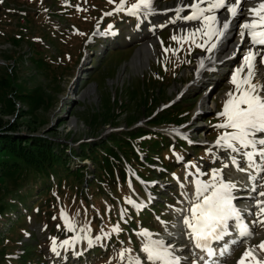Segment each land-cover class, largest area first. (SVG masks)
I'll return each instance as SVG.
<instances>
[{
    "label": "rangeland",
    "instance_id": "obj_1",
    "mask_svg": "<svg viewBox=\"0 0 264 264\" xmlns=\"http://www.w3.org/2000/svg\"><path fill=\"white\" fill-rule=\"evenodd\" d=\"M177 1L154 0L153 7L174 5ZM133 2L137 3L138 0ZM119 3L120 0H112L109 7H104L103 0H0V77L7 76L9 81H16L19 87L25 79V83L30 82V75H36L35 80L44 86L49 97L47 106L39 108L35 116H27L30 125L36 127L35 130L28 132L29 129L25 130V127L24 130L34 136L49 137L58 143L65 142L66 146H79L84 142L100 139L109 131L122 132L144 126L149 122L150 118L147 115L151 112L156 113L186 100L190 104L184 105L186 110L179 113L181 116L178 117L183 121L182 124L174 127L164 124L146 127L152 131L164 133L168 139H173L174 136L181 138L190 136L192 141L199 143L200 148L206 149L204 153L210 154V163L207 162L202 166L193 164L194 171H186L191 174L188 175L185 172L179 174L175 171L169 175V178H161L160 183H156L154 188L162 186L163 195L168 194L167 190L176 185L177 195L175 197L173 194L170 195L174 199L171 203L174 202L176 206L170 207L169 204V207L161 210L163 219L172 218L169 227H166L168 223L159 219L151 221L148 225L135 224L137 229L150 226L152 229L164 228L163 231L165 230V232L161 230V233H156L147 229L150 236L140 235L142 232H137L135 235L125 233L121 235V238L128 237V240L122 241L120 237L114 235L113 228H105L109 226V220H115V227L121 224L119 218L122 215L124 218V214L127 216L130 212V203L124 202V199L121 200L108 189L104 192H96L94 198L86 201L77 202L74 199L65 215L61 212L65 203L56 205L59 209L53 210L47 208L46 197L38 196V194L30 200V204L23 212L20 207L18 208L21 214L17 217L12 212L14 204L10 203L11 205H8V208L12 210L10 215L0 218V242L8 239V243L25 242L26 245L30 243L31 247H34L32 253L36 255L38 252L37 264L43 262L44 264H133L134 258H139L141 264L142 261L150 264L146 253L142 251L149 239L163 241L175 257H180L177 254L181 250L180 255L183 258H180V263L189 264L190 253L186 248V244L189 246V230L184 224V218L191 217L189 210L197 200V182L212 184L214 171H219L224 182L236 184L234 196L240 193L238 188L244 173L237 168L230 169L231 165L227 162L228 155L225 154L229 149L217 146L215 143L222 135L219 133L224 130L232 131V129L218 128L216 125L224 122V118L218 114L222 111L227 99L226 94L234 91L230 78L244 54V50H241L244 48L243 41L239 50H233V44L237 39V29L230 34L220 55H217L218 60L214 61L209 68L205 67L199 77H196L203 59L210 52L190 43H184L181 47L173 41L174 35L180 38L186 32L177 24H172L173 22L169 24L171 19L168 14L150 23H132L125 21L128 17L121 16L105 24L103 15L108 12L107 8L115 9ZM56 9H61L63 16L55 18L53 11ZM41 19H54L52 21L54 26H49V29L53 33L60 34L58 39L54 40L50 37L47 22ZM152 25L159 26L156 34L151 36L155 40L156 51L154 50L155 52L146 62L141 60V63L134 64L133 56L145 40L142 36L148 31L147 29L154 27ZM95 27L106 28L94 32ZM108 29L118 31L109 47L118 46L119 49H109L103 55H99L98 47L101 39L105 37L104 32ZM11 37L19 40V43L14 45ZM38 39L45 40L49 48L54 49L51 50L54 58L50 61H56L59 64L57 67H54L55 64L49 65L40 75H37L34 69L37 59L34 48L37 49ZM196 39L198 43L203 42L199 35ZM212 42L216 43V40L213 39ZM165 49L169 51L165 52ZM173 49H178V53L173 54L171 51ZM92 60H95L94 65L91 63ZM162 65L164 70L161 69ZM254 82L260 83L262 80L257 77ZM151 93H155L156 97L146 108L142 98L146 96L145 98L149 99ZM14 102L18 109L23 107L18 100ZM120 102L126 103V108L121 109V113H112L111 111L116 109V104ZM163 104L166 106H162ZM93 113H102V116L89 118ZM11 116L8 114L5 118H11L13 121L17 119L16 116ZM127 122L132 126L127 127ZM213 148L215 151L211 153ZM190 150L189 148L187 151L190 152ZM246 151L247 149H241L240 152L232 154L236 158L239 157L240 168L251 170L247 164H244L246 157L243 156V152ZM155 162L152 160L143 166L156 169ZM82 163L87 164L88 168L92 166L89 160H84ZM176 166L185 168L180 164ZM254 173L250 171L248 174L252 176ZM262 175L264 177V172ZM159 176L163 177V174ZM140 184L144 188V185L148 183L140 181ZM3 187L5 188L6 185H0L1 192ZM9 187H12L10 183ZM128 190V199L138 200L142 190L137 189L134 184ZM64 197L68 198V195L64 194ZM139 200L138 202H142ZM160 200L159 202L164 201ZM249 203L243 199L240 201V204ZM34 205L37 207L33 209ZM27 213L29 215L25 217ZM246 214L248 215L249 211H246ZM15 217L18 221L10 227ZM261 219H264V216H261ZM254 220H256L255 216L251 215L249 229L254 246L240 248L229 258L227 264H238L245 251H249L250 255L244 257V264H256L263 261L261 255L264 254V249L260 245L264 242V224H254ZM99 223L101 227H98ZM69 224L72 225L71 229ZM93 224L98 230L89 232L87 226L90 227ZM101 229L104 231L101 232ZM29 230L34 232L33 241L26 240ZM96 232L97 236L91 237V234ZM97 237L101 239L97 240ZM110 237H117L118 242L116 246L115 243L107 246L105 254L103 252L100 254L96 252V255L86 254L89 252L86 250L90 247L89 240L93 241L91 246L99 243L101 250H104L105 242ZM183 238L186 239L185 243L180 241ZM53 239L56 241V252L51 250ZM64 241L68 243L64 244ZM66 253L70 254L69 259L67 263H63Z\"/></svg>",
    "mask_w": 264,
    "mask_h": 264
},
{
    "label": "trees",
    "instance_id": "obj_2",
    "mask_svg": "<svg viewBox=\"0 0 264 264\" xmlns=\"http://www.w3.org/2000/svg\"><path fill=\"white\" fill-rule=\"evenodd\" d=\"M53 15L55 18L63 16L61 9L53 11ZM53 20L41 19L47 22L48 33L55 40L60 34L53 33L49 29L53 25ZM11 39L14 45L19 43V40L13 37ZM54 48L57 50L56 47ZM49 49V44L45 40H37V49L34 48L37 54L34 68L37 75L51 64H55V66L51 65L54 67L59 65L56 61H50L54 58V53L51 52L54 49L50 51ZM92 64H95V60H92ZM35 77L36 75H30V82L25 83V79L19 87L16 81H9L7 76L0 77V185H6L5 188H1L3 192L0 191V218L8 217L12 210L16 217L20 216V210L26 209L30 200L37 194L45 196L47 208L53 210L59 209L56 205L65 203L64 209H61L64 215L69 211L74 199L77 202L86 201L94 198L96 192H104L106 189L114 192L121 200L124 199V202H128V180L137 182L132 175L133 171L147 175L149 178L159 174L166 177L164 172L151 170L143 165L155 160L170 170L174 166L171 142L167 136L164 133L152 131L146 126L182 124L183 121L178 118L181 116L179 113L185 111L184 105H189L190 102L182 100L172 107L161 109L156 113L151 112L147 115L150 118L149 122L136 129L131 128L122 132L109 131L104 137L92 142H84L79 146H66L65 142L58 143L49 137L34 136L25 131L27 128L28 132H32L36 128L30 125L27 116H35L39 108L49 103L44 86L37 83L38 80H35ZM154 94L151 93L149 99L143 96L142 103H145L146 108L155 99ZM14 100H18L23 107L18 109ZM123 102L117 103L116 109L111 112L121 113V109H125L127 105ZM8 114H11V117L16 116L17 119L13 121L11 118H5ZM97 115L102 116V113H93L89 118ZM126 126L132 125L127 122ZM112 127L116 126L112 125ZM181 146H186L185 142L176 139L177 152L180 151ZM191 148V156L186 154L182 156L193 160H206L205 156L200 154L199 147ZM84 160L90 161L91 168L82 163ZM9 183L12 185L9 187L11 189L8 188ZM64 194L68 195V198L64 197ZM10 203L14 204L12 210L8 208ZM133 211L139 215L140 220L149 217V210L146 208L141 210L135 208ZM16 217L12 219L10 227L18 221ZM7 241L8 239H4L0 242V264L36 262L38 252L36 255L32 253L34 247L32 248L30 243L26 245L25 242L8 243Z\"/></svg>",
    "mask_w": 264,
    "mask_h": 264
},
{
    "label": "snow or ice",
    "instance_id": "obj_3",
    "mask_svg": "<svg viewBox=\"0 0 264 264\" xmlns=\"http://www.w3.org/2000/svg\"><path fill=\"white\" fill-rule=\"evenodd\" d=\"M111 3L112 0H109ZM242 0H193V2L185 7L191 10L190 14L184 16L186 21H199L200 26L188 30L183 37L173 36L172 40L183 46L184 43H190L195 47L205 48L211 52L217 47L213 39L220 40L230 27V21L225 18L221 21L217 14L220 11H226L232 18H235L241 8ZM206 4V7H201ZM154 0H138L137 3L127 8V13L132 16L138 15L143 10L153 11ZM115 12L125 11V0L115 7ZM249 18L243 22L240 27L243 31L240 35L243 37L245 33L251 38L254 46H264V0L259 2L248 10ZM113 13H105L112 15ZM197 35L203 42H197ZM210 45V46H208ZM207 46V47H206ZM169 49H165L168 52ZM173 54L178 53V49L171 50ZM203 66V65H201ZM264 68V50L257 47L255 51H249L243 57V63L236 68L231 75L230 83L234 86V91L226 94L227 99L223 104L222 111L218 114L224 118V122L216 125L221 129H232L230 132H224L216 140V145L229 149L232 152H240L241 149L251 148L256 151L243 152V156L247 158L249 167L259 168L264 172V166L257 165L254 157L259 156L264 159V82L256 83L258 70ZM264 76V73H261ZM239 145V147H237ZM232 162L236 164L237 170L244 171L240 168L236 158L232 157ZM227 167V165H225ZM249 179H253L249 176ZM212 184H203L197 182L196 197L197 200L190 208L191 217L184 218V224L190 230V236L196 248L206 250L209 256L214 255L211 248L212 241H219L225 235H229V221L234 222V226L239 230L241 237L252 235L248 225L244 222L240 210L235 206L234 191L237 186L231 182H224L219 171H214ZM215 181H219L216 183ZM209 189L211 191L209 192ZM251 191H256L253 186ZM208 193V194H205ZM259 196H264V192H259ZM202 197V199H201ZM132 203V201H128ZM256 207L259 211L250 213L256 216L253 223L264 224V201L256 200ZM64 215V214H62ZM69 228L72 225L69 224ZM114 231L119 232L117 226ZM142 236H150L151 234L144 230L140 233ZM97 240L101 237H97ZM67 244V241L63 242ZM93 243L89 240V245ZM236 243V241H233ZM52 251L56 252V241H52ZM264 249V242L260 245ZM142 251L146 253L147 260L150 264H180V258L175 257L165 245L163 241H155L149 239L144 244ZM59 254V253H57ZM123 255V254H122ZM250 255L249 251H245L243 257L238 264H244V257ZM133 264H141L139 258H134Z\"/></svg>",
    "mask_w": 264,
    "mask_h": 264
},
{
    "label": "bare ground",
    "instance_id": "obj_4",
    "mask_svg": "<svg viewBox=\"0 0 264 264\" xmlns=\"http://www.w3.org/2000/svg\"><path fill=\"white\" fill-rule=\"evenodd\" d=\"M184 1L185 0H179L178 1L177 5L175 6V11L172 13V15L170 17L171 20L169 22L170 23L173 22L172 24H177L178 27H180L181 29H184L185 32H187L188 30H192V29L199 27L200 22L199 21H186L185 19H183L184 16L176 15L177 13L183 11L180 9V7L185 5ZM258 2H259V0H242L240 12L235 18H232L226 11H223V10L218 12V13H215L218 15V17L221 21H223L225 18H227L230 21V27L228 30H226V34L220 40H218L216 42L217 47L215 49H213L208 54V56L204 59V61H203L204 64H210V63H213L214 61L218 60L219 57L217 55L222 51L223 46L226 43V41L229 39V36L232 33V31L236 28H239L240 32L243 31L241 29L240 25L249 18V14H248L247 10L249 8L254 7ZM206 6H207L206 4L201 5V7H206ZM238 21H240L239 25H238V23H239ZM157 28H158L157 26H154L152 29H148V34H145V36H144V39H145L144 43L142 44V46H140V48L136 51L135 55L133 56L132 62L134 64H136V63L139 64L142 61L146 62L148 60V58L151 55H153V53L156 51L155 50V40L153 38H151V36H152V34H154L156 32ZM245 37L248 38V44H250L252 46L251 49L253 51H255L257 47H261V48L263 47V46L252 45L251 38L247 35V33H245ZM243 44H244L243 49H245L246 53H247L249 51L247 49V47H249V45L246 46L247 41L243 42ZM243 57L241 58L240 62L237 64L236 68H238L242 65ZM261 73H264V68L258 70V78L260 80H262V82H264V76H262ZM258 136H264V134H258ZM252 150H254V149H252ZM256 157H259V156H256ZM261 160H263V159L261 158Z\"/></svg>",
    "mask_w": 264,
    "mask_h": 264
}]
</instances>
